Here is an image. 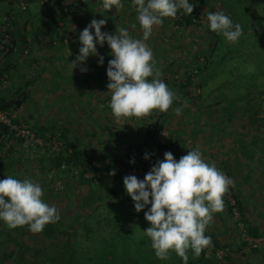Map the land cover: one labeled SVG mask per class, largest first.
Returning a JSON list of instances; mask_svg holds the SVG:
<instances>
[{
  "label": "rangeland",
  "instance_id": "1",
  "mask_svg": "<svg viewBox=\"0 0 264 264\" xmlns=\"http://www.w3.org/2000/svg\"><path fill=\"white\" fill-rule=\"evenodd\" d=\"M205 1L209 4L189 0L198 12L200 25L178 26L175 23L178 16L164 18L146 42L152 49L160 79L178 99L166 112L153 110L140 118H123L119 124L109 107L111 92L107 88L106 69L113 57L107 43L103 47L97 45V52L104 57L103 65H98L95 56H89L85 62L86 73L79 68L70 72L68 65L79 54V33L93 19L106 20L112 15L114 20H106L102 32L115 34L116 28L126 27L130 35L142 38L137 11L131 0L122 1L123 7L119 10L114 7L105 10L103 0H85L74 17L60 21L61 36L67 38V43L57 46L52 44L45 27L48 21L44 23L45 20L38 18L37 10L32 22L26 15L15 14L19 19L14 31L18 28L19 32L12 37V50L0 61V70L11 65L1 77V89L11 100H16L21 92L30 96L20 109L0 112L13 128V119L21 117L22 120V127L16 126V136L6 147L13 146L9 155L18 162L11 169L2 162L0 177L12 174L40 184L43 201L54 205L63 215L64 231L78 220L75 246L81 259L86 257V248L92 243L86 239H129L130 258L125 264H143L154 254L149 238L143 233L150 226L144 218L148 209L136 212L123 178L139 173L136 157L141 151L145 148L146 153L155 150L145 135L148 127L160 119L158 140L168 145L167 152L175 159L179 160L189 150L198 149L206 162L214 164L234 180V186L223 197L222 211L213 214L205 231L220 244L227 245L223 249L227 255L220 260L216 252L222 249L216 251L210 245L197 258L189 250L188 260L195 264H264V0ZM211 10L223 11L241 25L242 35L237 42H227L222 34L213 35L207 22V13ZM50 12L49 8L43 12L47 19L52 17ZM6 14L7 9L1 6L0 27L8 17L12 23L14 15ZM198 65L200 72L188 86V73H194ZM27 81L30 85L24 89ZM176 107L182 108L179 116L173 111ZM196 119L200 124L195 122ZM205 123L214 125L215 129ZM38 125L53 126L54 132L66 129L69 140L84 151L90 161L101 165L103 159L114 160L121 176L109 182L99 178L82 182L77 168L65 173L50 169L51 153L59 147L55 144L54 150H48L50 142L45 144L44 140L35 137L32 128ZM25 128L30 129V136L25 137L22 145L15 138L23 137L21 131ZM156 153L157 161L164 159L163 152ZM127 155L134 157L131 162ZM121 160L128 166H120L118 161ZM232 194H237L243 203V213L236 208ZM228 207L233 211L230 212ZM247 224L261 231L262 236L256 239L257 247L241 244L247 239L244 232ZM90 227L91 232L87 230ZM65 237H60L59 244L64 243ZM142 239L146 240L144 244L137 242ZM47 242L41 240L40 245L45 246ZM93 242L100 248L99 240ZM253 248L259 250L254 252ZM175 255V252L169 253L168 264H181L179 260L173 262L169 258Z\"/></svg>",
  "mask_w": 264,
  "mask_h": 264
},
{
  "label": "clouds",
  "instance_id": "2",
  "mask_svg": "<svg viewBox=\"0 0 264 264\" xmlns=\"http://www.w3.org/2000/svg\"><path fill=\"white\" fill-rule=\"evenodd\" d=\"M137 11L142 38L129 34L126 27L116 28L115 34L102 32L105 19H93L79 33V54L68 69L79 68L82 73L89 56L98 58L103 65L104 57L97 52V45L105 42L113 57L108 61L107 88L111 92L109 107L117 124L123 118H140L153 110L166 112L178 99L173 90L160 79L151 47L146 43L154 27L164 18H175L178 11L192 14L189 0H131ZM105 10L123 7L122 0H103ZM208 27L222 34L227 42L235 43L242 35V28L223 11L207 13ZM94 30V34H93ZM186 107V105H184ZM177 116L182 108H173ZM145 159L148 155L145 154ZM126 193L134 202L136 212L145 208L144 218L150 226L143 230L149 238L155 256L166 260L170 252L188 264V251L194 257L211 245V237L205 235L213 214L222 211L223 197L234 186V180L214 164L206 162L198 149L187 151L179 160L171 152L164 153L143 180L135 175L123 178ZM43 189L32 180L6 176L0 180V221L9 229L28 226L32 233H40L46 225L60 219L58 209L42 199ZM7 198V199H6ZM150 205V207H149Z\"/></svg>",
  "mask_w": 264,
  "mask_h": 264
},
{
  "label": "trees",
  "instance_id": "3",
  "mask_svg": "<svg viewBox=\"0 0 264 264\" xmlns=\"http://www.w3.org/2000/svg\"><path fill=\"white\" fill-rule=\"evenodd\" d=\"M65 1L67 0H43L41 1L43 8H49L51 11L50 14L52 17L47 19V15L42 13L39 18H42L44 23L48 21L45 25L47 26V32L52 39V44L54 45L55 41H59V43H64L63 38L60 39V21L65 20L66 18H69L70 13L69 11H65ZM71 0H68V2ZM129 2L130 0H122ZM67 2V3H68ZM85 0H76L73 1V3L69 4L68 7H76V12L73 13V17L77 14V12L80 10V8L85 4ZM203 3L207 4L208 1L202 0ZM77 3V5H76ZM209 4V2H208ZM6 15L13 14V19L10 27V35L15 38L17 36L18 28L14 31V27L18 25V17L15 15L14 9L9 8ZM44 12V11H42ZM210 12H213L211 10ZM216 12V11H214ZM27 17V19L32 22L33 15L30 13V8H26V13H24ZM177 20L176 24L178 26H185V27H191L195 24L200 25L198 22V12L193 9L192 14H185L183 11H178L177 13ZM69 19H67L68 23ZM6 23L5 21L3 22ZM32 24V23H31ZM1 25V24H0ZM214 36H218L216 32H213ZM55 37V38H54ZM55 46V45H54ZM198 62V61H197ZM10 66L8 65L6 70H0V112L2 113H8L13 110H18L21 108V106L26 102V99L29 98L30 94L26 92H21L18 94L16 100H11L7 95H5L1 89L2 83V76L5 71L10 70ZM197 68V69H196ZM194 70V73L191 71L188 73L187 76V85L190 86L192 84L193 77H195L200 72L199 65ZM192 79V80H191ZM30 85V82L27 81L23 88L26 89ZM19 90H21L19 88ZM18 90V91H19ZM133 118V117H132ZM20 118H16L12 120L13 125L15 127L11 129L7 124L0 121V152L3 153L4 160H0V164L2 162H5L7 167L11 169L18 160L10 158L9 153L12 152L13 146H10L8 149H6L8 142H10L11 138H14L16 136L15 128L22 127V120ZM195 122L200 124V122L196 119ZM159 124H162L160 119L157 121H154V125L151 128L150 126L147 129L146 132V140L148 141V144L151 143V145L154 147L155 150L150 151L146 153L145 148L139 155L136 157V162L138 164L139 173L135 174V176L143 180L146 173H148L151 170V167L157 162L156 159V152H167L168 151V145L162 144L159 142V132L161 131V127H159ZM206 124V123H205ZM205 126L214 128V125L206 124ZM53 126L47 127L44 125H38L32 128V132L34 133L36 138H41L45 142H50L48 150H51L55 147V144L58 145V150L51 151V167L50 169H56L58 173H65L68 171L73 170L74 168L79 169L78 171V178L82 182H88L91 180L94 181L96 178H99L102 181L109 182V180H113L117 177L121 176V173L117 170L116 164L114 160L106 161L103 159L104 163L101 165L94 164L92 161L88 159L87 154L78 149L72 141L69 140L67 137L68 131L66 129L61 130H52ZM224 130L223 128H220ZM49 136V138L47 137ZM18 143H22V145L25 144V138L23 137H16L15 138ZM53 141V143H52ZM171 143V142H170ZM46 144V143H45ZM5 150V151H4ZM145 154L148 155V159H145ZM7 158V159H6ZM126 158H128V162H131L134 157L132 155H127ZM6 159V160H5ZM9 160V161H8ZM120 166L127 167L128 165L124 163L122 160L118 161ZM3 168V166L0 165V169ZM8 169V170H9ZM142 172V173H141ZM91 174V177H87V174ZM11 174V173H10ZM14 178L19 179L16 175H10ZM6 176L2 175L0 177V180L5 179ZM233 200L236 208L243 213V203L240 201L237 194H232ZM7 199V198H6ZM230 203L228 202V206ZM231 206V205H230ZM234 207V206H233ZM230 209V212L233 211L232 207H228ZM60 215V214H59ZM64 220L63 215H60V219L52 224H48L45 226L42 232L40 233H32L28 230V226L25 225L23 227H17L16 229H9L5 223H1L0 221V264H125V260L130 258V245H129V239H86L87 241L92 243L89 244V246L86 248V257H83L82 259L79 258L78 253L79 250L76 248L77 240V230H78V220H74L73 225L71 224L69 226L68 231H64L62 222ZM89 227V226H88ZM92 227L88 228L89 232H91ZM244 232L246 233V238L249 239H259L262 234L261 231L252 226L247 224ZM65 235V239H63L64 243L61 245L59 244L60 237ZM205 235H208L211 237V245L215 247V250L224 249L227 247V245L220 244V241H218L213 235L208 234L205 232ZM29 238V239H24ZM120 237V236H119ZM23 238V239H21ZM38 238V239H36ZM41 240H46L47 245L43 246L40 245ZM100 242V248L96 247V243L93 241ZM32 242V243H31ZM134 242V241H132ZM140 242L141 244H144L146 242L145 239H142ZM243 246H248L249 242L244 240V242L241 243ZM61 246V247H59ZM51 248V250L48 252V250ZM110 249V250H109ZM254 252H257L258 248L251 249ZM152 254V253H151ZM204 254V250L201 252L200 255ZM62 255V256H61ZM154 254L150 255V259L144 260L143 264H159L163 262V264H168L167 259L166 260H160L156 256H153ZM178 257V256H177ZM176 255L173 257H169L173 262L178 261L181 262L182 260L180 257L177 258ZM197 258V257H196ZM229 258V257H227ZM123 262V263H122ZM134 264H140L138 262H134ZM188 264H195L193 261L188 260Z\"/></svg>",
  "mask_w": 264,
  "mask_h": 264
},
{
  "label": "built area",
  "instance_id": "4",
  "mask_svg": "<svg viewBox=\"0 0 264 264\" xmlns=\"http://www.w3.org/2000/svg\"><path fill=\"white\" fill-rule=\"evenodd\" d=\"M73 1H76V0H71L69 1L67 4H65V7L67 8H64L65 11H69L70 13V16L69 18H72L73 17V13L76 12V7H68L69 4L73 3ZM77 5V3H76ZM5 24H3V26L0 27V61L8 54V52H10L14 46L13 44V40H12V36L10 35L9 31H10V27H11V19L10 17L6 18L5 19ZM61 25V24H60ZM63 25V24H62ZM64 26V25H63ZM62 31L60 32V39H64L63 42L64 43H67V38L66 37H62ZM59 43V41H55L54 42V45L57 46ZM0 121L7 124L11 129H13L12 125L10 124V122L5 119V116L0 114ZM153 127V125H151V128ZM21 134L23 136V138L25 137H28L30 136V129H23L21 131ZM33 136H31L32 138ZM246 241L249 242V245L252 246V247H257V241L256 240H251L249 238L245 239ZM206 250V249H204ZM216 255L218 256V258L220 260H223L224 257L227 255L226 253V250H219L216 252Z\"/></svg>",
  "mask_w": 264,
  "mask_h": 264
},
{
  "label": "crops",
  "instance_id": "5",
  "mask_svg": "<svg viewBox=\"0 0 264 264\" xmlns=\"http://www.w3.org/2000/svg\"><path fill=\"white\" fill-rule=\"evenodd\" d=\"M0 5L3 6V8L7 9V12H9V8H12L14 9V12L17 14V13H20V16H24L26 13V8H30V13L33 15L35 10H37V12L40 13V15L43 13L42 11H45V8H43L42 6V3L40 0H0ZM0 6V7H1ZM35 6V8H34ZM32 7V8H31ZM4 12V10H3ZM2 12V13H3ZM39 15V16H40ZM112 15H110V17L106 18V20H114L111 18ZM118 16V15H117ZM27 17V16H26ZM39 18V17H38ZM119 19V18H117ZM116 19V20H117ZM39 21H41V19H37ZM36 21V19H35ZM34 21V23H35ZM42 22V21H41ZM120 22V20H119ZM112 23V22H111ZM31 24V23H30ZM46 29H47V26L45 25Z\"/></svg>",
  "mask_w": 264,
  "mask_h": 264
}]
</instances>
